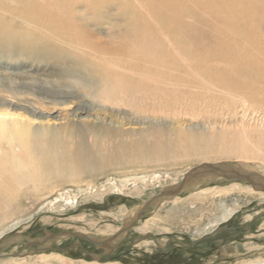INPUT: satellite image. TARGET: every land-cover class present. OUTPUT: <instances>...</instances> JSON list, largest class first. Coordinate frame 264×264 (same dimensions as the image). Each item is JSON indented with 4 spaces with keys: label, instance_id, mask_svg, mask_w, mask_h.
I'll return each mask as SVG.
<instances>
[{
    "label": "bare ground",
    "instance_id": "6f19581e",
    "mask_svg": "<svg viewBox=\"0 0 264 264\" xmlns=\"http://www.w3.org/2000/svg\"><path fill=\"white\" fill-rule=\"evenodd\" d=\"M139 1L150 5L153 12L134 10V15L124 17L131 42L125 46L81 43L72 33L78 28L73 18L43 6L38 11L0 13V62L29 69L50 67L54 72L47 82L29 83L27 78L16 86L11 83L29 89L22 93L34 95L38 101L25 94L21 97V91L14 92L11 85L0 82V91L9 93L23 109L14 114L7 99L0 100V225L17 211L16 202L26 194L54 189L83 174L93 177L105 168L138 162L149 165L152 156H164L170 162L192 157L259 156L246 146L245 133L229 137L228 133L197 135L177 130L173 138L165 140L152 119L159 96L174 93L180 86L191 92L241 93L264 105V3L248 0L249 7L231 8L230 4L244 1ZM3 2L0 0V5ZM164 31L168 43L188 46H180L181 50L176 46L173 57H163L167 53L159 51L157 35ZM176 74L187 78H175ZM74 90L88 99L78 101L76 112L103 111L118 118L117 123L35 126L25 117L35 115V102L56 106L74 101L78 97ZM123 121L144 124V129L125 130ZM260 174L264 176V172ZM250 191L264 197L262 190ZM52 256L39 254L38 259ZM23 263L29 264L26 259Z\"/></svg>",
    "mask_w": 264,
    "mask_h": 264
},
{
    "label": "rangeland",
    "instance_id": "374dc122",
    "mask_svg": "<svg viewBox=\"0 0 264 264\" xmlns=\"http://www.w3.org/2000/svg\"><path fill=\"white\" fill-rule=\"evenodd\" d=\"M16 1L4 0L0 5V13L5 12L6 16L21 11H38L42 9L40 6L47 10H58L69 15L78 24V28L72 32L77 39L93 47L130 45L124 17L134 15V10L153 12L150 5L139 0ZM243 1L241 4H230V7H249L248 0ZM251 3L262 4L264 0H251ZM167 35V31L158 32L157 35L159 51L162 52V49V53H167L163 57H173L176 46L179 49L180 46H188V43H168L170 38ZM22 67L1 61L0 82L11 85L14 92L17 89L21 91V97L25 94L29 96L26 97L38 101L36 96L22 93L29 92V89L27 91V88L15 86L26 82L27 78L29 83L39 79L47 82L53 79L54 72L50 67L42 70L41 66L37 69ZM174 77L187 78L179 74ZM31 79L33 82H30ZM215 81L216 78L212 76L211 82L215 84ZM188 89L187 86H180L174 93L159 96L152 123L164 133L165 140L168 137L173 138L172 133L177 130L197 135L228 133L229 137L242 132L245 133L248 149L259 156L217 159L209 156L201 160L192 157L172 162L164 156H152L149 165L138 162L123 168H105L102 173L93 177L83 174L54 189L44 190L36 195L28 193L16 202L17 211L0 225V243L4 237L14 235L7 243H1L0 255L20 250L27 240L40 238L45 232L69 230L91 236L110 237L123 226L125 219L132 216L135 209L159 194L164 187L179 183L190 168L201 163L229 161L242 168L263 173L264 105L252 96H243L241 93L234 95L218 90L191 92ZM1 92L0 100L7 99L12 113L22 112L23 109L14 103L9 93ZM18 92L16 96L19 95ZM78 92H74L79 98L72 101L73 103L70 101L55 106L37 102L38 105L35 102V115L25 117L30 118L35 126H58L65 122L117 123L118 118L103 111L91 109L86 113L76 112L78 101L88 100ZM123 128L139 132L144 129V124L123 121ZM251 188L248 182L218 178L208 185H198L177 197L151 205L121 237L120 242L124 245L111 256H105L99 261L83 253V249L100 253L102 248H97L85 240L63 238L50 244L47 251L25 255L24 259L22 256L7 257L0 259V264H24L25 259L29 264H262L264 197L254 196ZM213 230L216 232L212 233ZM15 233L20 236L15 237ZM76 242L80 246H74ZM39 254L53 256L40 260Z\"/></svg>",
    "mask_w": 264,
    "mask_h": 264
},
{
    "label": "water",
    "instance_id": "95a60500",
    "mask_svg": "<svg viewBox=\"0 0 264 264\" xmlns=\"http://www.w3.org/2000/svg\"><path fill=\"white\" fill-rule=\"evenodd\" d=\"M205 177L208 178L206 181H200V178ZM218 178H223L228 181L248 182L253 189L264 191V176L260 173L248 171L242 168L240 165L229 161H221L216 163H201L197 166L190 168L184 174L183 178L179 183L164 187L159 194L151 197L145 203H143L139 210L135 213V215L131 217L128 221H124L123 226L120 227L119 230L110 237L91 236L81 232L69 230L45 232V235L40 238L27 240V242L24 243L23 247L20 250L15 251L14 253L0 255V259H4L7 257L25 256L40 251H47L50 249V244H52L53 242H56L57 240L63 238H73L76 241H88L95 247L102 248L103 251L100 253H95L83 249V253H85L92 259L99 261L105 256H111L117 249L124 245L120 242L121 237L127 233V231L133 226L136 221L140 219L142 213L149 206L160 203L165 199H172L173 197L178 196L184 191H189L193 189L194 186H198L201 184L208 185L217 180ZM220 230L221 229H219V231ZM214 232H216V230L212 231V233ZM16 236H20V234L15 233V237ZM149 236L152 235L150 234ZM12 237H14V235L4 237L1 243H7V241ZM74 246H80V243L76 242L74 243Z\"/></svg>",
    "mask_w": 264,
    "mask_h": 264
}]
</instances>
